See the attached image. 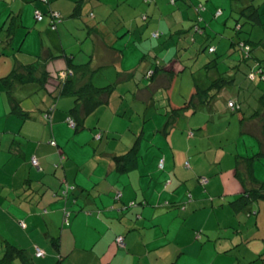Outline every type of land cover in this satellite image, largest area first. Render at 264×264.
<instances>
[{
	"label": "crops",
	"instance_id": "crops-1",
	"mask_svg": "<svg viewBox=\"0 0 264 264\" xmlns=\"http://www.w3.org/2000/svg\"><path fill=\"white\" fill-rule=\"evenodd\" d=\"M54 1L0 0V78L13 68L24 72L12 88L21 104L24 94L35 92L37 83L47 89L41 103L34 100L22 106L24 116L11 112L9 97L3 103L6 113L18 120L0 129V153L4 142H10L7 157L15 167L8 171L4 167L12 176L0 178L11 181L0 183L10 187L0 204L4 211L0 223L6 222L5 231L11 235H3L2 252L8 242L14 243L33 264H264V229L259 236L249 231L253 214L264 218V199L237 201L256 187L252 177L243 180L236 174L237 158L246 155L226 147L224 155L214 141L224 140V131L235 124L240 129L237 138L250 136L253 148L264 153V92L252 113L245 110L238 93L239 110L225 104L235 95H224L223 105L214 102L221 92L209 102L187 106L197 87L207 89L212 81L205 78L191 87L187 70L178 73L169 55L153 53L163 48L162 35L173 34L175 22L160 16L149 22L150 13H172H164L161 7L171 0H80L100 15L91 13L94 19L85 20L78 35L75 31L82 20L66 21V16L76 15H67L70 6H57ZM69 1L75 2V10L78 0ZM36 10L46 15L43 20L36 19ZM52 10L64 15L56 29L47 15ZM220 10L213 11L217 19L224 16ZM236 12L233 7L229 18ZM259 12L260 22L250 26L264 31V5ZM197 19L187 16L182 21L193 28ZM199 19L202 31L193 29L201 35L208 31V18ZM180 31L190 32L184 26ZM247 32L244 35L250 38L255 33L251 28ZM20 37L21 44L15 48ZM67 55L76 64H88L84 76L75 77L76 87L114 84L108 102L96 107L78 132L69 124L74 100L62 98L61 92L59 97L54 95L67 78H63ZM50 77L57 78V84ZM0 88L5 90L2 81ZM137 141L135 165L120 170L115 156ZM34 157L37 167L31 163ZM161 157L165 158L162 170ZM255 163L254 175L264 181ZM202 176L208 178L206 183ZM231 211L234 218L229 217ZM118 234L124 236V249L116 241ZM53 240H59L58 249ZM36 245L47 254L36 258ZM12 264L26 263L18 257Z\"/></svg>",
	"mask_w": 264,
	"mask_h": 264
},
{
	"label": "rangeland",
	"instance_id": "rangeland-1",
	"mask_svg": "<svg viewBox=\"0 0 264 264\" xmlns=\"http://www.w3.org/2000/svg\"><path fill=\"white\" fill-rule=\"evenodd\" d=\"M46 4H48V0H44ZM102 1V0H101ZM114 3L117 4L116 1ZM250 3H252L250 0H171L170 3H163L161 5L162 9H164V13H169L170 11L172 13L167 14V16H163L162 13L159 11V13H156L154 17V20L152 19V15L150 13V21L153 22L158 21V16L163 17L165 20L166 18L173 19L175 22L174 29H172V33H168L166 35H162L160 37V43L163 44V48L157 49L153 53L161 55L162 53H166L169 55V59H173L175 63H177V72L180 71L185 72L186 70V79H189L190 82L192 81L193 84H191V87L193 85H198L199 81L208 78L210 81H213L218 78H223L227 81L224 88L222 89V92L214 99V102L220 103V105H223V97L224 95L228 96H234L233 99H237V93L239 94V100L244 105L245 110H247L249 113H252L256 110V108L260 105L258 102V98L260 95L264 92V81H262L259 77L254 80H250L248 77V73L250 72V63L241 62L242 56L241 53L233 48L231 46V38L237 39L239 34H236L235 30V24L237 18H240L241 23L244 26V29L251 28L252 31L255 32L253 36H251L252 41H263L264 42V31L259 26H250L252 23H245L246 19L244 16L240 15L241 8L245 5L248 6ZM254 5H256L258 8L260 6L264 5L263 0H254ZM63 5L67 4L70 6V9H66L67 15H71L72 12H74V5L75 2H71L69 0H55L54 5ZM234 4V5H233ZM81 14H75V16H66L68 19H75V20H82L80 21L82 24L77 29V35L81 33L82 25H85V20H93L95 13L97 16L100 15L97 8H93L90 3H85L84 5L81 4ZM223 10L224 16L221 19H217V16H214L213 11L218 10L219 8ZM237 10V15H235L234 18H229L232 16L231 10L233 9ZM207 9V11H206ZM140 9L137 10L139 12ZM147 9H145L143 12H145ZM220 10V11H222ZM94 11V12H92ZM46 16V15H45ZM64 15H60L62 18ZM189 17H197L198 19L200 16H206L208 18V25L206 26L208 28V33H210V36H203L197 34L192 28H190L187 22H183L182 19ZM211 16V18H210ZM65 18V17H64ZM189 19V18H188ZM230 19V20H229ZM227 20L229 22L227 23ZM61 21H58V23ZM225 23L228 24L229 27H225ZM240 23V24H241ZM52 29H56V26L50 25ZM184 26V29L189 30L190 32L186 33L183 31H180L182 27ZM2 31V26L0 25V33ZM247 32V30H245ZM182 32V33H181ZM70 34L73 32H69ZM249 33V32H248ZM242 35L246 34L245 32L241 33ZM172 37L174 38L173 40ZM194 37L197 39L195 42ZM206 37V38H205ZM256 39V40H255ZM21 42L20 39L17 40V43L15 45V48H19ZM156 42V41H155ZM178 42L180 43L178 45ZM156 44V43H155ZM158 45V44H157ZM215 46V51H209V46ZM168 49H170L168 51ZM160 53V54H159ZM252 54L258 55L261 58H264V48H257L256 51H254ZM163 56V55H161ZM58 62V61H55ZM251 63H254L253 60ZM54 64V62H53ZM52 63L48 64L49 68L50 66L53 67ZM180 66V67H179ZM48 68V69H49ZM234 77V82H230L229 79H232ZM49 81L53 83L54 85L57 84V78L50 77ZM196 81V82H195ZM45 82V81H44ZM197 83V84H195ZM15 84L13 83L12 87L15 88ZM191 87L187 91V93L191 90ZM35 92H33L31 95H26L24 99H22V106L27 107V104H31L34 100H36L38 103L42 102V98L44 99L45 92L47 89L40 88V84L37 83L36 89H34ZM60 89L57 87L54 90V95L59 94ZM51 93V92H50ZM44 94V95H43ZM49 95V94H48ZM262 96V95H261ZM8 94L7 91L0 88V129L6 128L9 125H14V120L16 117H14L10 113H6L8 109H5V98L7 100ZM39 97V98H38ZM64 99L72 98L68 94L63 95ZM45 101V100H44ZM226 106L227 103L225 102ZM10 109V108H9ZM9 111V110H8ZM229 116L231 114L229 113ZM18 118V117H17ZM231 127L229 129H226L224 132V136L222 137L224 140H214L216 143H219L222 146L223 154H227V149H234L237 153H241L246 156H252L258 153V147L253 148L251 142H253V139L248 135L240 136L238 139L237 136L240 135L238 126H235V124H231ZM73 132H75V129H71ZM214 132V131H213ZM9 133H5L4 136H8ZM119 138V136H117ZM227 137V138H226ZM7 138V137H5ZM229 138V139H228ZM123 139L126 140L127 137L125 135V132H123ZM8 143L10 142H4L3 150L0 153V178H4L6 176L11 177V174L7 175V172H5L4 167L8 170L14 169L13 164L8 160ZM226 144V145H225ZM219 145V146H220ZM182 147V144L180 145ZM226 147V148H225ZM132 148V147H131ZM130 148V149H131ZM128 151V150H127ZM256 173L262 172V175L264 177V156L260 158H256L255 163ZM10 173V172H9ZM264 179V178H263ZM10 181V180H9ZM9 181L0 183H7ZM11 184V181L10 183ZM202 186H205V184H202ZM10 191V187L6 184H0V204L2 202V199L5 201V195L7 192ZM3 208V206L1 207ZM0 208V214H3L4 211ZM225 215L227 212H224ZM234 211L230 212L229 217L234 218ZM254 217V218H253ZM256 220H259V225L256 224ZM254 222V226L250 227L249 231H254L257 236L262 234V230L264 229V218L263 216H256V213L250 217V222ZM6 222L2 221L0 223V257L3 256L4 252H2L1 244L3 243V236L5 233L7 236H11L10 232L5 231L6 228ZM260 226V230H259ZM245 232L248 233V228H245ZM228 233L231 234V230L228 229ZM42 248V247H41ZM44 249V248H42ZM45 250V249H44ZM46 252V250H45ZM47 254V252H46ZM55 264V263H54Z\"/></svg>",
	"mask_w": 264,
	"mask_h": 264
},
{
	"label": "trees",
	"instance_id": "trees-1",
	"mask_svg": "<svg viewBox=\"0 0 264 264\" xmlns=\"http://www.w3.org/2000/svg\"><path fill=\"white\" fill-rule=\"evenodd\" d=\"M78 3H79V5L77 4L75 6L74 14L80 13V10H81L80 0H78ZM55 13L56 12L52 10L51 12H48V14H47L50 16V24L52 26H56L58 21L61 20L60 15L57 17L54 15ZM240 13L242 15H244V17L246 19L245 23L255 24L256 22H260V15L261 14L259 12V8L256 5H254L253 2L250 3L248 6H246L245 8H243L240 11ZM42 15L43 16H42L41 20H43V18L45 17V14L42 13ZM41 20H38V21H41ZM197 20H198V22L193 26V28H195V30L200 33L203 29L201 27V21L202 20L201 21H199L200 19H197ZM239 25H240V27L238 28ZM242 27H243V24L241 26V24L239 22H237L235 24V30H236L235 32H236V34H239V36L237 39L231 38V46L233 48L237 49L241 53V56H242L241 62L244 61L246 63H250V72L248 73V77L251 80H256L257 77H259L262 81H264V58H261L258 55L252 54L256 50V46H258V45L260 46L261 43H262V45H264V42L263 41H258V42L252 41L249 36H247V35L243 36L241 33L246 32L245 30H247V29H244ZM193 28H192V30H194ZM153 35L155 36V34H153ZM201 35H202L201 37H203V36L207 37V36H210L211 34L208 33L207 30L205 33V29H204ZM157 36H155V37H157ZM215 50H216L215 46H213V45L209 46V51L212 52ZM66 59L68 62V64H67L68 67L64 72L67 73V72L71 71L72 74L69 75L66 79H64L62 81V83H61L62 87H61L60 92L62 95L71 94L74 96V105L70 109V118L72 120H74V123H75L74 128L78 132L84 128L85 121H86L88 115L94 109H96V107H98L99 105L108 102L109 97L113 91L114 84H111L108 86H103V87H97L91 83H88V84H85L83 86L76 87L75 77H78V76L83 77L84 73L87 70L88 64L87 63L86 64H76L73 61V58L68 56V55H67ZM252 60L254 63H251ZM29 73H32V72H29ZM23 75H24V72L22 70H19L17 68H13L6 76L0 78V81L3 82V84L5 86V90L7 91V94L9 97L11 112L18 114L19 116H24L25 110L22 107L21 100L14 96L12 85H13L15 80H20L23 77ZM229 81L232 82V79H229ZM226 83H227V81L225 79L218 78V79L213 80L207 89H200L199 87H197V90L192 95L190 102L187 103L186 105L189 106L191 104L194 106H198V105L205 103L206 101H208V102L211 101L214 97H216V95L218 93L222 92V89L224 88ZM231 101H233L235 103V105L233 107L229 106V102H231ZM186 105L182 106V107L180 106L179 109H176L174 111L175 113H173V115L176 116V114H178L183 108L187 107ZM227 105L232 110H239L240 109L238 102L235 99H229L227 102ZM47 113H49V111ZM46 114H45V116H46ZM49 116H50V114H49ZM171 116H172V114H171ZM263 124H264V122H263ZM263 131H264V125H263ZM59 154H60V156H64V152H62V151H60ZM137 155H138V141L126 153H124L122 155H116L115 156L117 163L119 165H121V166H119V169L125 171V170L129 169L130 167L134 166L136 163ZM261 155L264 156V153L260 152V153H257L255 155H252V156H239L241 158H239V159L237 158V167H236L237 176L243 180L245 178L252 177L253 178V180H252L253 184L256 186L255 188L253 187L250 190L247 189L246 193H248V196H246V194L242 195L238 198L237 201H241L246 197L256 199V200L264 199V181H259L254 175L255 159L260 158ZM161 158H164V157H161ZM31 163L35 167H37L39 165V161H38V164L35 165L32 162V159H31ZM243 165L246 168L245 171L243 170ZM203 178H207V177L202 176L200 179L202 180ZM207 181H208V178H207ZM120 197H118V198H120ZM120 235L123 236L122 234H118L116 236V241H117L118 236H120ZM53 245H54V247H56L58 249L59 248V240H53ZM119 247L121 249L126 248V246H120V245H119ZM39 249L44 251L43 255H38ZM24 251L25 250L22 247H19L14 243L8 242L7 247L4 251V254H3L2 258H0V264H12L13 260L15 258H18V257L22 258L26 264L27 263L33 264L31 259L29 257H26ZM44 255H45V250L42 249L40 246L36 245L34 256L36 258H39V257H42ZM57 264H59V263H57Z\"/></svg>",
	"mask_w": 264,
	"mask_h": 264
},
{
	"label": "built area",
	"instance_id": "built-area-1",
	"mask_svg": "<svg viewBox=\"0 0 264 264\" xmlns=\"http://www.w3.org/2000/svg\"><path fill=\"white\" fill-rule=\"evenodd\" d=\"M55 16H59L60 14L59 13H55L54 14ZM42 13L40 12V11H38V10H36L35 11V17L38 19V20H41L42 19ZM158 34H155V36H157ZM72 73H71V71L70 72H65V73H63V78H66V77H68L69 75H71ZM235 105V103L233 102V101H231V102H229V106L230 107H233ZM49 114H50V110H49V113H47L46 114V116L47 117H49ZM69 124L71 125V126H75V123H74V120H72L71 118L69 119ZM32 162L35 164V165H37L38 164V159L37 158H33L32 159ZM187 165L189 164L188 162L186 163ZM159 168L160 169H163L164 167H165V158H160L159 159ZM206 181H207V178H203V182L204 183H206ZM122 195V193H119L117 196L118 197H120ZM117 242H118V244L120 245V246H126V243H125V239H124V236H118V238H117ZM44 254V251L43 250H41V249H39V251H38V255H43Z\"/></svg>",
	"mask_w": 264,
	"mask_h": 264
}]
</instances>
